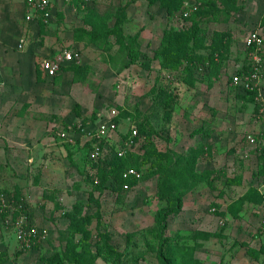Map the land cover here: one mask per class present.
Masks as SVG:
<instances>
[{"label":"rangeland","instance_id":"1","mask_svg":"<svg viewBox=\"0 0 264 264\" xmlns=\"http://www.w3.org/2000/svg\"><path fill=\"white\" fill-rule=\"evenodd\" d=\"M180 2L166 16L144 0H49L50 19L28 24L32 48L19 53L13 83L0 90V191L43 236L22 250L5 215L1 264H264V151L247 141L259 101L230 83L264 0ZM27 8L26 0H0L7 52L18 53ZM129 48L140 53L132 66ZM63 49L77 60L44 79L40 62ZM103 120L118 122V133L139 128L126 153L172 154L182 159L179 169L192 164L178 178L187 191L182 210L165 230L156 217L164 207L159 175L143 178L148 162L128 192L92 193L83 146ZM109 139L110 157L120 143Z\"/></svg>","mask_w":264,"mask_h":264},{"label":"built area","instance_id":"2","mask_svg":"<svg viewBox=\"0 0 264 264\" xmlns=\"http://www.w3.org/2000/svg\"><path fill=\"white\" fill-rule=\"evenodd\" d=\"M27 13L25 16V22L27 24L37 23L38 19L47 21L51 17V8L49 0H26ZM196 10V8H194ZM190 11L184 12L183 16L187 17ZM264 37L257 30H251L247 33L243 46L244 50H249V70L246 74H240L235 71L230 76L231 85L238 91L241 92H253L256 94L257 100L259 101L260 109L258 111L257 120L258 128L256 131L247 135V141L254 148H264V59L263 54ZM25 45V38H21L17 45L19 50L23 49ZM77 60V56L68 49H63L58 52L53 58L42 60L40 68L46 77L53 79L62 66L65 64L74 63ZM118 126L112 120H103L97 123L96 127L89 130L87 135V141H91V151L89 158L91 160H97L102 155L101 141L108 140L116 134ZM130 135L123 141H121L117 155L122 157L127 150H131L136 147L135 138L137 137V128L135 126L130 127ZM138 173L134 169H127L123 174L122 178L127 180L129 178H137ZM98 180L94 178V184H97ZM132 188L128 184L122 185V191L128 192ZM24 208L15 205L12 206V201L9 196L5 193L0 192V219L5 215H9L10 219H13L12 224L15 240L24 251L30 250L35 244L39 242L41 235L40 231L31 224L29 217L24 215ZM259 221H260V232L264 233V194L262 197L261 204L259 206ZM14 216V218H12ZM42 234H45L44 232ZM1 257V250H0Z\"/></svg>","mask_w":264,"mask_h":264},{"label":"trees","instance_id":"3","mask_svg":"<svg viewBox=\"0 0 264 264\" xmlns=\"http://www.w3.org/2000/svg\"><path fill=\"white\" fill-rule=\"evenodd\" d=\"M144 1L147 3L149 7L156 5L159 8L165 10L166 16L171 15L173 12L174 13L178 12L180 8L179 4H181L180 2L181 0H144ZM48 9H50V7ZM181 15L183 16V14ZM259 27L264 28V14L261 19V25ZM118 33L120 34V31H118ZM263 51H264V44H263ZM193 52H194L193 49L189 48L187 45L182 48L183 58L187 64L192 63L193 54H194ZM244 52H245L244 64L242 67H238L236 69V71H238L240 74H246L249 70V60L247 54L249 50H244ZM139 57H140L139 51L133 48H129L128 66L137 64L139 61ZM262 57L264 59V52L262 54ZM240 94H244L252 98L256 96V94L253 92H241ZM259 109H260V105H259ZM115 123L118 126V130H119V123L118 122ZM95 127L89 130L94 129ZM136 128L138 135L135 138V143L137 145L138 139L141 136V132L138 127ZM141 129L144 130L143 126H141ZM118 130L115 136L118 138L119 143L125 140L131 134L130 129H128L127 132L125 133H118ZM109 142L110 139H108L107 141L103 140L100 142L101 143L100 145L103 150L101 157H99L97 160H91L89 158V154H90L89 151H91L92 149L91 141H87L86 144L83 146V149H86L88 152V155L85 158V169H84L85 179L89 180L92 193L98 192L101 194L106 190L115 191L117 189L123 192L122 191L123 184H128L131 188L134 187L137 184V180L135 178H129L127 180H124L122 178V174L127 169H134L137 172H139L140 167L148 162L150 167L147 171L149 172L151 171V173H148L147 175L143 176V178L144 177L150 178L153 177L155 174L159 175L157 179L156 197L161 202L164 203V207L157 212L156 217H157V222L159 223L162 230H165L168 220L172 216L179 214L182 210L184 196L187 191L183 189V186L182 187L180 186L179 184L180 182L178 181V178L186 174L188 170L186 168L188 167L191 168L192 164L187 163L185 169H179L181 166L182 159L181 157H177L175 159L173 157L174 155L172 154L159 155L154 153L151 156L149 155L140 156L134 154L132 151H128L122 157H119L117 153H114L109 157L107 155L112 151V148L110 147L111 144H109ZM141 148H144V146H142ZM108 149L110 150L109 153H107ZM260 150L264 151V148ZM105 153H107V155H105ZM190 174H192L196 178L198 177V175L195 172H191ZM94 178L98 180L97 184H94ZM5 194L8 195L7 193ZM262 197L263 194H261L259 197V206L261 204ZM2 257H3V251H1L0 264ZM64 262L65 261L63 259L57 258L53 261V264H63Z\"/></svg>","mask_w":264,"mask_h":264},{"label":"crops","instance_id":"4","mask_svg":"<svg viewBox=\"0 0 264 264\" xmlns=\"http://www.w3.org/2000/svg\"><path fill=\"white\" fill-rule=\"evenodd\" d=\"M156 7V5L148 7V8H153ZM29 26L28 24L25 22L24 20V24H23V33L20 36L19 40L21 38H25V45L23 47V49L18 50L17 52H7V50L5 48H0V90H6L7 86H9V80H11V83H13V76L11 74L12 69H17V67H19V53H26V52H30L29 49L32 48L31 45H29V30H28ZM261 33V35L264 37V28H256V29H252V30H257ZM19 40L17 41V45L19 43ZM33 51V50H32ZM58 54L55 53L54 56H56ZM54 56H52L51 58H53ZM44 59H48V58H44ZM42 59V60H44ZM42 62V61H41ZM40 62V63H41ZM41 69V68H40ZM42 71V70H41ZM10 75L12 76V78L10 79ZM42 75L44 77V79L49 80L48 77L45 76V74L42 72ZM0 250L2 251L3 249L0 247Z\"/></svg>","mask_w":264,"mask_h":264}]
</instances>
